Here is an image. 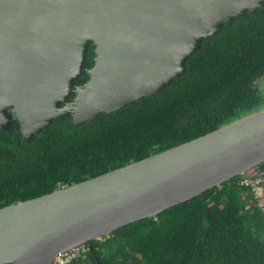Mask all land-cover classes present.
Masks as SVG:
<instances>
[{"label": "water", "instance_id": "95a60500", "mask_svg": "<svg viewBox=\"0 0 264 264\" xmlns=\"http://www.w3.org/2000/svg\"><path fill=\"white\" fill-rule=\"evenodd\" d=\"M264 0H0V131L91 125L160 94ZM87 79V80H85ZM78 83L81 85L79 86ZM264 109L190 142L0 209V264H56L234 178L264 180Z\"/></svg>", "mask_w": 264, "mask_h": 264}, {"label": "trees", "instance_id": "16d2710c", "mask_svg": "<svg viewBox=\"0 0 264 264\" xmlns=\"http://www.w3.org/2000/svg\"><path fill=\"white\" fill-rule=\"evenodd\" d=\"M260 11L254 18L264 15ZM247 22L235 21L206 43L188 62V74L162 93L103 115L76 133L64 146L63 159L53 162V176L61 170L67 185L80 183L190 142L234 120H226L231 115L217 112V104L210 103L219 93L214 79L209 80L215 85L213 91L209 89L208 100L204 99L210 85L203 74L222 79L237 74L231 81H241L252 75V67L263 63L264 20L242 34L239 27ZM258 186L264 188V180ZM52 190L48 188L47 194ZM95 252L102 264H264V211L252 184L237 177L159 214L151 223L142 220L120 228L95 243ZM72 264L95 262L88 253L86 261Z\"/></svg>", "mask_w": 264, "mask_h": 264}, {"label": "flooded vegetation", "instance_id": "af4514ba", "mask_svg": "<svg viewBox=\"0 0 264 264\" xmlns=\"http://www.w3.org/2000/svg\"><path fill=\"white\" fill-rule=\"evenodd\" d=\"M258 14L259 11L256 15ZM254 17L256 16H250V19L246 20L248 22L239 27L242 34L245 28L255 27L264 20V15ZM262 61L259 67L251 68L253 73L250 77L241 78V81H231L232 78L238 77L237 74L230 79H222L211 73L203 74L210 85L206 89L204 99L208 100L209 89L213 91L215 85L211 86L212 82L209 80L214 79L218 82L216 85L219 87V93L215 96H218V99L212 98L210 103L212 106L217 104V112L231 115L226 120L264 109V60ZM91 126L84 124L78 127L72 124L71 119L58 120L34 134L32 138L25 136L19 122L12 124L9 130L0 131V209L48 195L50 193L47 194V190L50 187L54 192L78 184L67 185L64 173L60 170L53 176L51 167L54 161L63 159V148L70 143L68 141L76 133L81 134Z\"/></svg>", "mask_w": 264, "mask_h": 264}, {"label": "built area", "instance_id": "2783aa9c", "mask_svg": "<svg viewBox=\"0 0 264 264\" xmlns=\"http://www.w3.org/2000/svg\"><path fill=\"white\" fill-rule=\"evenodd\" d=\"M88 251L86 248H82L78 252H75L67 257L58 258L56 264H72L73 261L81 259L86 261Z\"/></svg>", "mask_w": 264, "mask_h": 264}, {"label": "rangeland", "instance_id": "374dc122", "mask_svg": "<svg viewBox=\"0 0 264 264\" xmlns=\"http://www.w3.org/2000/svg\"><path fill=\"white\" fill-rule=\"evenodd\" d=\"M247 183V182H246ZM259 181L257 182H248L247 184H252V187L255 189L256 191V197L258 199L259 205L260 207L263 209L264 211V188L259 187L258 186Z\"/></svg>", "mask_w": 264, "mask_h": 264}, {"label": "clouds", "instance_id": "9594fccd", "mask_svg": "<svg viewBox=\"0 0 264 264\" xmlns=\"http://www.w3.org/2000/svg\"><path fill=\"white\" fill-rule=\"evenodd\" d=\"M84 248H86V247H84Z\"/></svg>", "mask_w": 264, "mask_h": 264}]
</instances>
